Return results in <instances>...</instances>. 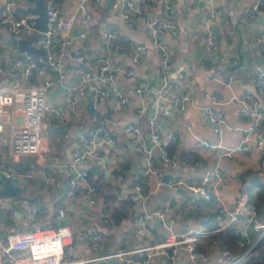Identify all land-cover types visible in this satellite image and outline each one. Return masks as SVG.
Returning <instances> with one entry per match:
<instances>
[{
  "label": "crops",
  "instance_id": "1",
  "mask_svg": "<svg viewBox=\"0 0 264 264\" xmlns=\"http://www.w3.org/2000/svg\"><path fill=\"white\" fill-rule=\"evenodd\" d=\"M106 1L104 0L102 8L91 9L92 20L86 28L87 40L81 41L76 38L72 44V48L89 51L85 54L87 60L81 64L66 63L64 73L66 83L71 85L79 79L81 69L90 71L96 78L95 84L104 89L107 95L97 101L94 92L87 93L75 110L68 112L70 126L63 132L47 133L52 147L49 155L13 157L8 146L0 147V175L10 173L13 183L20 187L15 196L2 197L3 202L0 203L2 240L8 233L50 222L52 225H67L71 229L98 227L103 233L101 240L103 251L114 246L134 247L162 241L167 235V230L159 221H156L155 230L139 238L135 230L141 212L140 206H127L119 199L120 192L130 191L135 182L141 181L137 174L145 167V159L136 153L135 148L140 142L151 145L149 138L151 127L148 120L157 113L160 105L167 106L172 113L168 119L157 120V130L161 135L173 133L175 141L169 147V152L178 159L188 158L191 162L172 173H164V184L152 195L147 208L156 209L162 206L166 199L177 197L178 201L173 202L174 213L166 220L175 232H183L192 227L212 229L215 226L217 216L214 204L202 201L197 208L198 213L194 214L195 209L192 208L194 197L182 189L181 192L174 191L168 185L179 175L187 181L198 182L201 170L193 166V161H198L201 169L218 164L225 170L228 185L220 190V196L230 209L241 207L246 196L255 191V187H259L258 184L264 185L260 181L261 177H264V155L260 152L251 148L237 152L231 158L222 156L225 149L240 143L243 136L241 128L249 126L252 122L250 118L235 120L233 111L237 105L228 103V99L231 96L242 97L250 91L258 100L259 107L264 108V92L258 89L255 76V68L264 67V44H256L254 41L255 35L264 29V1L260 2L258 10H253L249 0H213L219 15L211 18L204 0H172L176 7L178 34L166 35L162 39L169 50L168 60L163 63L157 51L149 49L137 65L131 64L127 53L105 47L101 35L103 29L107 28L115 30L121 41L131 40L135 43L148 44L150 37L143 17L140 14H133V24L129 27ZM56 3L63 10L64 0H56ZM25 5L26 3H19L16 14L28 13L24 9ZM20 11L24 13L21 14ZM151 11L160 13L161 8L157 5L152 7ZM237 31H240L245 45L248 46L247 56L251 58V62L243 69L228 71L227 63L236 58L235 45L239 40ZM77 32L76 30L75 33ZM209 34L216 36L219 43L218 49L210 54L204 49V42ZM32 45L39 48L35 42ZM250 45L254 47L251 48ZM15 47L16 43L0 27L1 64L9 66L17 54H22L18 46V51L14 50ZM104 61L110 63L114 69L124 70L131 67L134 74L132 76L123 74L115 80L100 81L97 79L99 75L97 65ZM229 75H234L229 85L219 84L213 79L215 76L226 79ZM33 78L37 83L43 79L39 74H35ZM141 80L147 82V89L141 95H135L134 88ZM169 85H171L169 89L166 88ZM163 88L167 91L166 96L161 98L158 91ZM113 89L130 99L121 109L114 106L116 95ZM185 91L190 92L192 100L184 111H179L169 102ZM88 95L92 98V105L97 104L99 115L106 120L101 136L96 134L98 133L95 132L96 125L90 120L91 113L87 108ZM53 100L57 107H62V93ZM206 105L223 111L229 127H225L221 134L213 131V124L203 114L201 108ZM140 107L144 109L141 114L137 112ZM54 114L55 112L47 114L42 121L43 125L59 126ZM78 118L83 121L81 124L77 122ZM130 123L141 128L139 135L125 133L126 125ZM77 129L102 143L95 157L86 165V169L92 172L91 180L94 183L91 185L95 186L96 191L93 194L89 193L84 183L80 181L75 195L71 197L67 195V190L69 179L77 174L70 167L76 144L74 132ZM262 129L264 134V122ZM65 133L68 137L64 136ZM105 136L114 137L115 145H111ZM200 139L208 141L212 147L201 146L198 142ZM99 161H103L101 170H92ZM153 161L155 164L165 165L157 149L153 151ZM164 177H167V182L164 181ZM143 183L148 189L154 188L151 181ZM1 185L0 181V187ZM91 195L96 200L94 209H90L88 205V198ZM10 206L16 209V215H11ZM32 209L35 210L34 214H31ZM60 209L64 217L57 221L56 216ZM258 217L264 219V205ZM255 238L256 235H253L249 240L253 241ZM75 245L77 255L81 257L96 254V251L77 241ZM206 245L207 240L200 247L205 248ZM232 252L237 256L242 249L232 246ZM178 258L179 264L187 263L182 253H179ZM158 262L159 260L155 259L151 264H159ZM205 264H226V260L220 251L215 250L210 253Z\"/></svg>",
  "mask_w": 264,
  "mask_h": 264
},
{
  "label": "built area",
  "instance_id": "2",
  "mask_svg": "<svg viewBox=\"0 0 264 264\" xmlns=\"http://www.w3.org/2000/svg\"><path fill=\"white\" fill-rule=\"evenodd\" d=\"M112 8L115 9L127 26H132V15L140 14L150 37L148 44L135 43L131 40L121 41L115 30L104 28L102 31V41L105 47H111L115 51L127 53L131 64L137 65L141 62L149 49L157 51L163 63L169 57L167 45L162 39L166 35L176 36L178 34L176 7L172 0H110ZM209 9L211 18L219 15V11L214 7L213 0H204ZM251 8L258 10L262 0H249ZM264 1V0H263ZM159 5L160 13H154L151 8ZM46 26L45 31L39 32L34 27L35 15L26 13L17 15L19 0H0V27H2L11 39L16 43L15 51H18L17 43L21 40H28L36 36L35 43L41 49L42 54L33 57L17 54L11 65L0 63V147L8 146L13 157L27 155H49L52 152L50 139L46 130L48 125H43L42 119L48 114L55 112L54 119L59 126L64 129L70 126L68 116L69 111H74L87 93L94 92L95 100L104 99L107 92L95 84L92 73L86 69L79 71V79L71 85L66 83L64 67L66 63L81 64L85 59L82 49L72 48L74 39L87 40V25L92 20L91 9L98 10L104 6V0H64V8L61 10L56 0H44ZM78 27L80 30L75 33ZM254 41L256 44H264V29L258 32ZM219 47L216 36L209 34L204 42L205 51L210 54ZM100 81L115 80L123 74L132 76L133 68L124 70L114 69L107 61L99 62L97 65ZM35 74L43 77L37 83L33 76ZM257 87L264 92V67L255 68ZM154 80L153 77L151 78ZM222 85H229L234 79V75H229L226 79L213 77ZM66 83L62 91L61 108L57 107L55 101L48 99V93L58 85ZM171 85L166 88L169 89ZM166 88L158 91L159 97L166 96ZM147 89L146 81H138L134 94L141 95ZM116 95L114 106L121 109L129 102V97L120 94L113 89ZM190 92L185 91L179 96L170 100V105L179 111H184L191 102ZM237 106L233 111V118L240 120L250 118L251 124L241 128L242 139L237 145L225 149L222 156L231 158L237 152L247 151L251 148L264 155V134L262 124L264 122V108L259 107L258 100L247 91L242 97L231 96L228 101ZM215 102L213 101V104ZM93 112L90 120L96 125L95 132H103L106 120L97 112V104L92 105ZM203 114L213 124V131L221 134L225 127H229L222 110L206 105L201 108ZM142 107L137 109L139 114L143 113ZM171 110L164 105L158 107L155 115L149 118L151 127L150 142L148 146L140 142L135 150L139 156L144 157L145 167L139 171L137 178L143 182L151 181L154 188L148 189L144 183L135 182L130 191L119 193V199L127 206L139 205L141 208L138 216L136 235L139 238L145 236L149 231L156 229V221H159L167 230V235L160 242L153 244H141L134 247L114 246L108 250L101 249L103 238L102 230L98 227L71 229L67 225H52L47 222L45 225H36L22 231L8 233L4 240L0 237V264H151L155 259L159 264H179V253L185 257L186 264H205L212 251H220L226 264H243L249 257H258L257 245L264 240V219H260L257 213L256 200L260 193V188L255 187V191L246 196L244 204L239 208L230 209L226 206L220 196V190L228 185L225 170L218 164L201 169L198 161L192 164L200 168L199 181H187L183 176H177L168 183L172 190L182 189L190 193L193 197L192 208H197L200 203L209 202L214 204L217 218L212 229L189 228L183 232H175L172 225L166 220L173 215V202H177V197L166 199L162 206L156 209H148L152 195L164 184L163 176L165 172L172 173L179 167H186L191 161L188 158L178 159L169 152V147L175 141L173 133L161 135L157 130V120L168 119ZM77 122L83 121L78 118ZM125 133L129 135H139L141 128L133 123L127 124ZM68 137V134H64ZM75 147L70 164L77 174L68 181V196H74L79 182L84 183L87 191L93 194L96 191L94 185L87 182L88 170L86 165L95 157L99 145L102 143L96 139L85 135L82 130L74 132ZM111 145H115L114 137L107 140ZM199 144L203 147H212L204 139H200ZM157 149L159 156L165 165L155 164L153 161V151ZM122 159L121 157H119ZM78 168V169H77ZM3 175L11 178L10 173ZM3 198L0 197V203ZM95 198L91 195L88 198L90 209H94ZM11 215H16L17 211L13 206L9 207ZM35 210L32 209L31 214ZM64 213L59 210L56 220L63 219ZM106 223L107 221L104 220ZM172 222V220H171ZM224 230H230L234 235L232 245L235 248L243 249L239 255L234 256L229 247L223 244L218 238V234ZM256 235L253 241L249 239ZM207 240L205 248L200 245ZM75 241L81 243L96 254L88 257L77 255Z\"/></svg>",
  "mask_w": 264,
  "mask_h": 264
},
{
  "label": "water",
  "instance_id": "3",
  "mask_svg": "<svg viewBox=\"0 0 264 264\" xmlns=\"http://www.w3.org/2000/svg\"><path fill=\"white\" fill-rule=\"evenodd\" d=\"M26 3L24 6V9L28 13H32L35 15L34 18V27L36 28L37 31L43 32L45 31V26H46V15H45V6H44V0H23ZM107 4L111 6V1L107 0ZM207 19H209V15H207ZM214 30V29H213ZM239 35V40L237 41L235 45V50H236V58L231 63H227L226 69L228 71L234 70V69H243L245 66L251 62V58L247 56V51H248V46L245 45V41L241 37L240 31L236 32ZM37 37L34 36L31 39L28 40H21L20 42L17 43V46L19 50L22 52V56L25 55H30L33 57H37L42 54L41 49L35 48L32 43L36 41ZM224 45V44H222ZM250 47H254V45H250ZM249 47V49H250ZM203 48V47H202ZM85 54H88L89 51H84ZM87 59H84L86 61ZM253 64V63H252ZM66 83H62L61 85L56 86L53 88L47 95V98L52 100L56 96H58L60 93H62L64 86ZM62 105L64 101H61ZM87 108L89 109V112L92 113V98L90 95H88V103H87ZM63 132L64 128L61 126H47L46 130L44 131L45 133L49 132ZM98 136H101L102 133L98 132L96 133ZM105 139H108V136H105ZM104 160V159H103ZM103 161H99L94 167H92V170L99 171L101 170V165ZM167 177H164V181H166ZM0 181L2 182V185L0 187V197L3 198H8V197H13L15 196L19 190L20 187L16 186L12 179L5 176V175H0ZM178 192H181V189H178Z\"/></svg>",
  "mask_w": 264,
  "mask_h": 264
},
{
  "label": "trees",
  "instance_id": "4",
  "mask_svg": "<svg viewBox=\"0 0 264 264\" xmlns=\"http://www.w3.org/2000/svg\"><path fill=\"white\" fill-rule=\"evenodd\" d=\"M21 14H23V11H20ZM18 15V14H17ZM126 167V166H124ZM128 167V166H127ZM92 172L88 170V183L93 184L94 182L91 180ZM143 183L142 181H139ZM260 188V193L257 196L256 200V207H257V213L260 214V210L262 206L264 205V185L258 184ZM216 213V212H215ZM217 216V213H216ZM216 221V220H215ZM214 221V222H215ZM218 238L222 240L223 244L229 247L232 251V243L234 240V235L230 230H224L221 233L218 234ZM234 247V246H233ZM247 246H245L243 250H245ZM256 250L259 254L258 257H255L254 255H249L248 259L243 264H264V240H261V242L257 245Z\"/></svg>",
  "mask_w": 264,
  "mask_h": 264
},
{
  "label": "rangeland",
  "instance_id": "5",
  "mask_svg": "<svg viewBox=\"0 0 264 264\" xmlns=\"http://www.w3.org/2000/svg\"><path fill=\"white\" fill-rule=\"evenodd\" d=\"M22 2H23V3H27V2H25V1H23V0H19V3H20V4H21ZM76 30L79 31L80 29H79L78 27H76ZM48 114H51V113H48ZM43 119H44V118H43ZM43 119H42V121H43ZM260 181L263 182V184H264V177H261Z\"/></svg>",
  "mask_w": 264,
  "mask_h": 264
}]
</instances>
